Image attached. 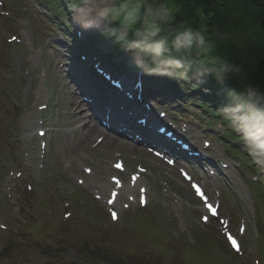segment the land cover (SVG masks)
Listing matches in <instances>:
<instances>
[{
    "label": "rangeland",
    "instance_id": "obj_1",
    "mask_svg": "<svg viewBox=\"0 0 264 264\" xmlns=\"http://www.w3.org/2000/svg\"><path fill=\"white\" fill-rule=\"evenodd\" d=\"M148 1L132 4L136 12L143 7L142 18L144 10H150ZM60 3L98 9L100 22L116 25L122 32L120 38L128 30L123 22L129 17L118 20L125 15V0ZM171 3L165 0L156 7L155 17L168 9L173 12L176 7ZM193 3L204 27L202 5ZM43 5L35 0H0V226L12 229L0 230V264H264V184L257 182L259 171L248 169L245 157L227 152L228 144L218 139L231 128L226 120H214L213 115L192 106L189 98L183 102L182 113H171L181 131L194 136L198 149L206 142L208 156L227 166L220 175L199 172L205 178L206 196L219 204V219L228 223L241 244L238 255L230 251L217 220L209 226L201 223L202 206L180 177L178 166L170 167L121 140L97 145L95 137L87 138L82 123L72 122L71 104L79 98L67 76L63 48L54 43L68 44L71 37L65 33L73 31V26L62 5L57 3L56 12L62 14L57 20L50 14L51 6ZM115 10L119 16L114 17ZM145 49L141 53H148ZM132 53L128 63L140 69L145 58L137 47ZM186 72L182 71L183 77ZM220 73L231 75L238 69L225 68ZM122 77L132 80L127 73ZM173 84L184 93L195 89L189 80ZM162 106L155 105L158 111ZM86 109L81 102L80 114L89 115ZM236 127L240 129V123ZM36 129L47 131L46 138H37ZM237 141L241 152L250 149L248 137L232 139V143ZM117 160L124 163V173L113 170ZM139 169L145 171L139 186L132 193L122 191L120 203L112 208L119 219L111 224L89 184H111V177L121 176L123 185L129 186V175ZM194 178L199 181L197 175ZM139 188L145 191L144 207L136 202ZM128 195L135 199L131 202ZM107 198L104 193L102 202ZM69 201L74 210L71 206L64 212ZM78 205L85 210L82 214Z\"/></svg>",
    "mask_w": 264,
    "mask_h": 264
},
{
    "label": "trees",
    "instance_id": "obj_2",
    "mask_svg": "<svg viewBox=\"0 0 264 264\" xmlns=\"http://www.w3.org/2000/svg\"><path fill=\"white\" fill-rule=\"evenodd\" d=\"M135 1L125 0V15L118 18L123 21L125 16L129 17L123 22L128 30L121 38L119 33L122 32L110 23L100 35V38L110 42L117 41L112 45L111 55L122 54L137 37L135 44L138 50H149L148 53H140L145 58L147 69L159 71V74L174 81L178 78L182 81V71L187 70L188 80H193L198 90L209 92L207 96L201 92L195 95V98L209 104L198 106H209L206 108L208 111L216 110L221 120L225 119L224 114L230 115L227 120L230 124L239 122L243 126L242 132L233 129L234 132H241L242 137L249 138L264 130V71L257 65L264 56V28L261 26L264 11L248 0H173L176 7L173 12L168 9L155 17L156 7L165 0H151L148 7L151 18L156 20L153 25L150 21L144 28L141 25L143 7L136 12L132 6ZM193 1L202 5L200 14L205 17L204 27L200 25L198 8ZM261 1L264 3V0ZM113 14L114 17L119 16L116 10ZM185 34L191 38V47L177 49L174 42L183 39ZM129 58V53L125 54L124 62ZM162 63L168 67H163ZM171 65L174 67L172 70ZM208 67H212L213 72L205 73ZM225 68L238 69V73L221 75ZM251 151L250 147L246 152L253 158ZM256 160L253 158L251 162L255 164ZM256 166L261 168L260 176L264 181V166Z\"/></svg>",
    "mask_w": 264,
    "mask_h": 264
},
{
    "label": "bare ground",
    "instance_id": "obj_3",
    "mask_svg": "<svg viewBox=\"0 0 264 264\" xmlns=\"http://www.w3.org/2000/svg\"><path fill=\"white\" fill-rule=\"evenodd\" d=\"M84 9L85 8H83L82 11ZM91 9H92L91 6H89L88 9L84 10L83 12H80V13L76 14L77 18L84 17V19L82 20L83 21V25H81V26H84L83 31H85L87 33H90L91 31H95L96 23L93 22V20H94V18L96 16L95 14L97 12H100L98 9H94V11H91ZM72 107L75 109V111L77 110L78 107H77L76 100L73 101ZM73 116L75 117V121H81L82 120V118H80V114L79 113L75 112V114H73ZM86 132L88 134L87 135L88 139H90L94 135H98V136L104 137L105 139H108L106 136L98 133V130H97V128L95 126L88 127L86 129ZM138 184H139V181L136 182V184L134 185L133 188L127 187L128 192H132L137 187ZM89 186H91V189L97 191L98 195H102L104 193H108L111 190V185L109 186L107 183L99 184V183H93L92 182V183L89 184ZM113 191H116V190H111L110 192H113ZM109 197H110V194H109ZM109 197H108V199H109ZM117 203H118V197L115 200L114 204H117Z\"/></svg>",
    "mask_w": 264,
    "mask_h": 264
},
{
    "label": "clouds",
    "instance_id": "obj_4",
    "mask_svg": "<svg viewBox=\"0 0 264 264\" xmlns=\"http://www.w3.org/2000/svg\"><path fill=\"white\" fill-rule=\"evenodd\" d=\"M191 38L188 34H185L183 39H177L174 42V46L179 48H190L191 47ZM251 141V155L257 158V163L261 166H264V130L258 131L254 135L249 137Z\"/></svg>",
    "mask_w": 264,
    "mask_h": 264
},
{
    "label": "snow or ice",
    "instance_id": "obj_5",
    "mask_svg": "<svg viewBox=\"0 0 264 264\" xmlns=\"http://www.w3.org/2000/svg\"><path fill=\"white\" fill-rule=\"evenodd\" d=\"M13 39H15V37H13ZM193 188L195 189L197 195H199L201 197V199H203L204 197H203V194L201 193V190L199 189V187L196 186V185H193ZM208 208H209V211H212L213 214H215V212L213 210V207L211 205H208ZM112 216H113V219H116V214L115 213H113ZM205 219H207V218H205ZM229 240L231 241L233 248L238 250L237 242L234 239H232L231 237H229Z\"/></svg>",
    "mask_w": 264,
    "mask_h": 264
},
{
    "label": "water",
    "instance_id": "obj_6",
    "mask_svg": "<svg viewBox=\"0 0 264 264\" xmlns=\"http://www.w3.org/2000/svg\"><path fill=\"white\" fill-rule=\"evenodd\" d=\"M252 4L264 9V3L261 0H249ZM261 26L264 28V21L261 20ZM258 67L264 71V56L257 62Z\"/></svg>",
    "mask_w": 264,
    "mask_h": 264
}]
</instances>
